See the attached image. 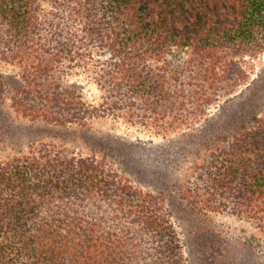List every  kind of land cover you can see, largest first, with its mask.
Here are the masks:
<instances>
[{
	"label": "trees",
	"instance_id": "trees-1",
	"mask_svg": "<svg viewBox=\"0 0 264 264\" xmlns=\"http://www.w3.org/2000/svg\"><path fill=\"white\" fill-rule=\"evenodd\" d=\"M263 52L264 0H0V62L12 67L0 70V144L21 140L20 121L113 115L183 131L151 152L137 145L123 167L99 145H14L0 157V264H189L167 197L147 183L166 184L160 162L191 143L200 183L177 196L252 221L264 241V64L236 94L245 59ZM74 67L96 81L98 104L64 81Z\"/></svg>",
	"mask_w": 264,
	"mask_h": 264
},
{
	"label": "rangeland",
	"instance_id": "rangeland-1",
	"mask_svg": "<svg viewBox=\"0 0 264 264\" xmlns=\"http://www.w3.org/2000/svg\"><path fill=\"white\" fill-rule=\"evenodd\" d=\"M61 14L64 16V20L69 21V23L72 22L67 19L66 14L62 12ZM174 54L170 58L175 63H181L187 57V53L181 49H177ZM263 64L264 52L255 58L247 57L245 59L247 78L245 83L239 86L236 94L245 89L246 85L257 76ZM242 66L244 68V65ZM11 68L10 65L0 62V70H10ZM66 70L64 81L74 84L77 92L82 95L85 101L92 104H98L101 101L102 91L89 73L78 67L67 68ZM219 104H225L224 100ZM218 108L214 105L210 112L214 114ZM137 119H132L129 122L122 116L94 117L87 121L85 127L80 125L60 126L46 123L43 120L34 123L20 121L18 124L23 126L20 132L22 134L21 140H16L11 146L1 143L0 157L13 153L14 145L24 146L25 144L21 143L22 140L31 136L37 141L47 140L65 143L75 151L84 154L92 152L94 145H99L101 148L105 147L102 149H107L114 163L123 167L125 160L133 159L132 163L138 162V158H136L138 154H133L134 148H138L137 145L143 147H139L136 151H142L145 147L147 152H151L153 145L166 144L170 140L182 136V130L173 131L171 129L165 135L164 131L159 130L154 125L151 127L152 122L144 125ZM186 130L189 132L192 129ZM114 140L121 141L126 145L127 143L133 144L137 147L126 148L123 151L121 145ZM108 147L114 148L115 151L108 149ZM117 151H123L126 155L125 158ZM201 151L202 148L192 143L187 147L184 146V150H180L177 155L171 158L169 163L165 159L164 163L160 162L169 171L166 184L155 180H149V184L147 183V187L162 190L167 197L168 209L173 215L176 228L184 241L189 264H264V241L252 221L231 212L199 213L191 209L185 201L177 196L179 195V188L187 178L191 182L200 183V173L197 170L194 171L193 164L197 161ZM143 158L145 162L149 163L151 159V163L155 164L152 159L154 157L145 155Z\"/></svg>",
	"mask_w": 264,
	"mask_h": 264
}]
</instances>
